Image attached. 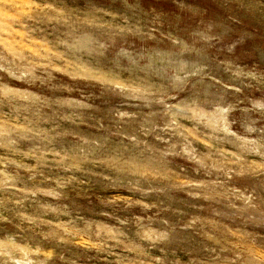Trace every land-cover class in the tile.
Listing matches in <instances>:
<instances>
[{"label":"rangeland","instance_id":"1","mask_svg":"<svg viewBox=\"0 0 264 264\" xmlns=\"http://www.w3.org/2000/svg\"><path fill=\"white\" fill-rule=\"evenodd\" d=\"M0 264H264V0H0Z\"/></svg>","mask_w":264,"mask_h":264}]
</instances>
